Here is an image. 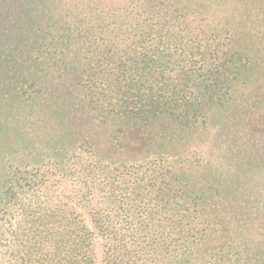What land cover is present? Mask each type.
Here are the masks:
<instances>
[{"label":"trees","instance_id":"trees-1","mask_svg":"<svg viewBox=\"0 0 264 264\" xmlns=\"http://www.w3.org/2000/svg\"><path fill=\"white\" fill-rule=\"evenodd\" d=\"M0 264H264V0H0Z\"/></svg>","mask_w":264,"mask_h":264},{"label":"rangeland","instance_id":"rangeland-1","mask_svg":"<svg viewBox=\"0 0 264 264\" xmlns=\"http://www.w3.org/2000/svg\"><path fill=\"white\" fill-rule=\"evenodd\" d=\"M79 212L81 213V216L83 218H86V221L90 224V222L88 221L89 219H87L85 213L81 210V209H78ZM95 247H96V253H97V256H98V260L100 261V263H102V253H103V242L101 240V238L99 237H95Z\"/></svg>","mask_w":264,"mask_h":264}]
</instances>
